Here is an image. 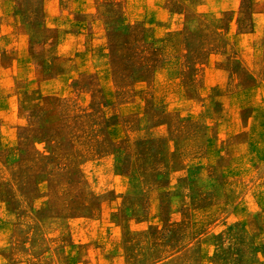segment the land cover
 Returning <instances> with one entry per match:
<instances>
[{"label": "rangeland", "instance_id": "1", "mask_svg": "<svg viewBox=\"0 0 264 264\" xmlns=\"http://www.w3.org/2000/svg\"><path fill=\"white\" fill-rule=\"evenodd\" d=\"M124 189L151 264H264V0H0L1 236Z\"/></svg>", "mask_w": 264, "mask_h": 264}, {"label": "crops", "instance_id": "2", "mask_svg": "<svg viewBox=\"0 0 264 264\" xmlns=\"http://www.w3.org/2000/svg\"><path fill=\"white\" fill-rule=\"evenodd\" d=\"M83 137V142L90 141L92 138L90 135ZM93 138L96 142V137L93 136ZM88 148L83 145L74 151L82 153L84 158L88 159L90 154ZM96 148L97 146L94 147L95 151H97ZM206 190L209 191L210 199L207 201L210 204L209 207L219 206L226 189L222 190L221 186L215 187L208 183ZM111 196L112 199L109 201L102 196V199L98 200L101 202L93 201L96 203L91 214L94 223L87 220L84 224H79L84 219L82 214L88 211L79 212L78 217L73 219L79 228L75 236L70 228L73 223L70 218L63 226L66 230H63L61 235L57 232L56 236H48L49 242L36 248L32 246L31 249H24L26 246L24 242L21 249L12 248V245L6 243L1 236L0 231V264H103V262L106 264H151L150 258L145 257L149 248L145 249V234L142 228L145 221L147 223L150 221L149 210L152 196L148 195V202L145 203L144 194L140 192L135 194L136 199L139 202L142 201L138 206L132 203L133 195L125 189ZM186 200L190 203V212H194L197 216L194 220L198 221L202 213L200 207L206 206V201H200L197 195ZM146 205L147 210H145ZM94 209L95 213H93ZM177 220L180 221V218H170L168 221ZM53 233L54 231H51L47 235Z\"/></svg>", "mask_w": 264, "mask_h": 264}]
</instances>
